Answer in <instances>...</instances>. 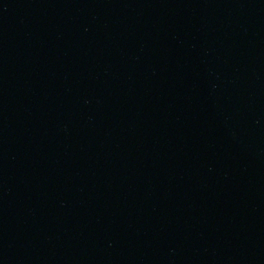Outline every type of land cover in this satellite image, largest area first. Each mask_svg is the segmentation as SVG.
<instances>
[{
    "label": "water",
    "instance_id": "1",
    "mask_svg": "<svg viewBox=\"0 0 264 264\" xmlns=\"http://www.w3.org/2000/svg\"><path fill=\"white\" fill-rule=\"evenodd\" d=\"M0 264H264V0H0Z\"/></svg>",
    "mask_w": 264,
    "mask_h": 264
}]
</instances>
